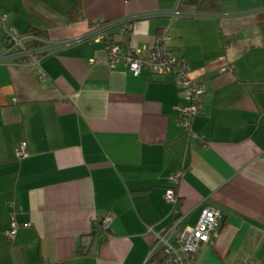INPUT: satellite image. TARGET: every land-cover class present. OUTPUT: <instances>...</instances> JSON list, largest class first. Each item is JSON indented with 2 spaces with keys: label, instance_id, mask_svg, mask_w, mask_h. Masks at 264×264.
<instances>
[{
  "label": "crops",
  "instance_id": "1",
  "mask_svg": "<svg viewBox=\"0 0 264 264\" xmlns=\"http://www.w3.org/2000/svg\"><path fill=\"white\" fill-rule=\"evenodd\" d=\"M182 2L196 0H0V264H145L156 233L181 214L195 225L206 204L223 217L198 264H264V0H221L215 14ZM126 19L130 48L165 28L206 86L189 132L174 74L135 75L103 42L77 41ZM31 27L54 46L39 55L45 80L4 56L6 35ZM97 215L113 218L105 237Z\"/></svg>",
  "mask_w": 264,
  "mask_h": 264
},
{
  "label": "built area",
  "instance_id": "2",
  "mask_svg": "<svg viewBox=\"0 0 264 264\" xmlns=\"http://www.w3.org/2000/svg\"><path fill=\"white\" fill-rule=\"evenodd\" d=\"M8 16H4L7 21ZM127 24L124 29L132 30L133 25L131 19H126ZM108 25H98L93 28L90 36L101 41L109 53L112 60L125 59L127 65L135 75L142 74L145 70L151 73L168 75L174 74L181 86L185 89L187 96L191 102L189 107L182 108L180 120L187 132L190 131L193 116L202 111V101L207 92L204 84H198L190 76L191 64L182 57L177 56L174 48L170 45L173 36L166 32L157 36L156 42L152 49L142 51L139 48H129L125 51L120 45L112 43L107 36ZM111 26V25H110ZM9 49L7 57L18 59L25 56H31L34 65L40 70L41 79L47 78L46 73L42 70L41 59L35 50H30L25 46L24 38L19 36L15 31L10 32L8 38ZM6 56V55H5ZM27 155V143L23 142L18 149V156ZM175 179H177L175 177ZM167 198L174 205V210L178 211V194L174 187L167 189ZM223 213L217 207L206 204L203 208L198 222L193 226L182 227V221L185 218L182 214L178 215L171 227L163 233H156L159 243L153 247L147 262L151 264H198L197 255L205 243L212 241L214 235L221 227ZM95 225L103 232V236L108 235L113 222V218L109 215H97L94 218ZM176 236V245L171 242L174 234ZM8 235L13 237L15 230L8 231ZM163 250L162 258L153 259L158 251ZM157 260V261H156Z\"/></svg>",
  "mask_w": 264,
  "mask_h": 264
},
{
  "label": "trees",
  "instance_id": "3",
  "mask_svg": "<svg viewBox=\"0 0 264 264\" xmlns=\"http://www.w3.org/2000/svg\"><path fill=\"white\" fill-rule=\"evenodd\" d=\"M220 3L221 0H196L195 3H187V2H182L180 8L181 11L187 13V14H215L220 11ZM69 16L73 19H79L82 13V3L77 2L74 5H72L69 10H68ZM149 17V16H148ZM146 18V16L144 17ZM135 20V19H133ZM131 20V23L133 25L134 21ZM98 25H108L107 27V36H109L110 41L112 43H116L117 45H122L121 47L127 51L129 50V43H130V33L132 30H125L124 27L127 25L124 20L119 21V22H113V21H107L103 23H99ZM111 25V26H110ZM134 26V25H133ZM168 30L166 31L165 28H161L159 30L158 36L163 35ZM28 36L27 38H30L27 40L24 38L25 46L30 49V50H35L38 52V54L41 56L40 58L42 59L44 54H48L51 49H54V46H51L49 43V34L48 31L45 29H38L31 27L28 31ZM8 34L6 35V43H7V48H9L8 45ZM86 38H92L90 35H88ZM170 45L171 42H170ZM8 53V49L6 53H4V56ZM4 58V57H3ZM15 62L19 64H32L34 65L31 56H25L21 57L18 59H15ZM35 66V65H34ZM40 75V74H39ZM202 112V111H201ZM200 112V113H201ZM98 231V230H97ZM163 250L158 251V253L153 257V259H161ZM151 260L147 262L149 263ZM157 261V260H156Z\"/></svg>",
  "mask_w": 264,
  "mask_h": 264
},
{
  "label": "bare ground",
  "instance_id": "4",
  "mask_svg": "<svg viewBox=\"0 0 264 264\" xmlns=\"http://www.w3.org/2000/svg\"><path fill=\"white\" fill-rule=\"evenodd\" d=\"M90 34H91V32H90ZM89 34V35H90ZM90 37H92V36H90ZM93 38V37H92ZM85 38H83V39H77V41H80V40H84ZM87 39V38H86ZM173 47V46H172ZM38 69V68H37ZM39 70V69H38ZM40 71V70H39ZM39 74H40V72H39ZM156 74V73H155ZM161 75V74H160ZM169 75V74H168ZM43 80V79H42ZM145 264H147V262L145 263Z\"/></svg>",
  "mask_w": 264,
  "mask_h": 264
},
{
  "label": "rangeland",
  "instance_id": "5",
  "mask_svg": "<svg viewBox=\"0 0 264 264\" xmlns=\"http://www.w3.org/2000/svg\"><path fill=\"white\" fill-rule=\"evenodd\" d=\"M2 41V39L0 38V42ZM173 236H177V233L176 234H174ZM174 241H176L175 239H174V237L172 238Z\"/></svg>",
  "mask_w": 264,
  "mask_h": 264
}]
</instances>
